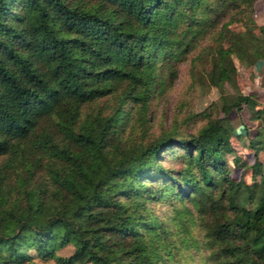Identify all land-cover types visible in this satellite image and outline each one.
Returning a JSON list of instances; mask_svg holds the SVG:
<instances>
[{
    "label": "trees",
    "instance_id": "trees-1",
    "mask_svg": "<svg viewBox=\"0 0 264 264\" xmlns=\"http://www.w3.org/2000/svg\"><path fill=\"white\" fill-rule=\"evenodd\" d=\"M252 1L0 0V264H32L29 248L57 264H264V103L253 93H221L196 131L123 136L146 123L153 91L212 26L188 57L193 78L234 86L233 56H264ZM231 5L243 30L220 17ZM107 95L108 111L82 112ZM244 107L260 121L250 162L235 153L228 117ZM229 153L250 181L231 173ZM185 210L200 228L214 213L212 263L172 251L168 222Z\"/></svg>",
    "mask_w": 264,
    "mask_h": 264
},
{
    "label": "rangeland",
    "instance_id": "rangeland-1",
    "mask_svg": "<svg viewBox=\"0 0 264 264\" xmlns=\"http://www.w3.org/2000/svg\"><path fill=\"white\" fill-rule=\"evenodd\" d=\"M250 8V7H249ZM221 18L228 19L229 27L232 30H243L244 21L240 19L238 15H233L234 7L231 5L223 12H220ZM251 21L248 22L252 26L254 32L261 36L260 26L264 24V1L253 0L251 8L249 9ZM233 15V16H232ZM215 26H212L204 35L201 36L199 41L195 44L189 52H187L186 59L177 63V74L172 82H168L167 86L161 91H153L150 99L147 102L146 123L141 127L140 123L134 122L136 129L130 132L129 128L123 132V136L130 135L131 137H139L148 140L149 137L155 136L164 130H169L172 127H176L180 132L196 131L206 121L204 117L205 112L210 113L211 104L218 102L220 94L227 102L231 101L232 94L234 92L253 93L256 99L260 103H264V56L258 57L251 64H243L240 60L233 56L234 64L236 67V84L230 85L228 82L215 85L201 82L197 79V75L193 78L189 73L188 57L196 51L200 45L209 42L215 33ZM224 45L228 44L225 39ZM186 55V54H185ZM209 68V62L200 63V68ZM114 102L113 95H107L100 97L88 103L82 107V112L90 110L101 109L102 111H108L112 103ZM211 115L215 112L212 110ZM229 121L233 125L234 133H239L240 137L236 135L231 136L232 145L235 148V153L238 154L241 159L252 161L253 156L251 154V148L247 144V139L252 137L256 132L257 126L260 121L253 118L251 113L246 107L240 111L231 110L228 113ZM133 124V125H134ZM140 125V126H138ZM231 163V173L235 177H244L247 181L252 179L248 170H242L241 167H237L231 161L232 154H227ZM258 158L264 161V149L258 152ZM166 203H152V209L157 214L165 212ZM188 206L192 207L191 202H188ZM210 212V210L208 211ZM184 215L181 218H175V221L169 220V234L167 241L171 242V249L174 253L178 254L180 260H188L193 263L196 261H202L212 263L209 260L210 255L217 253L212 246L211 236L208 235V223L212 220L214 213H210L205 222L202 221L200 228L199 224L192 222L191 217L185 210ZM211 215V216H210ZM201 222V221H200ZM201 229V230H200ZM204 234V235H203ZM219 244V242H217ZM205 244V245H203ZM221 245V243L219 244ZM73 249L72 243H67L64 246L59 247L56 250L58 255H67ZM30 252L32 255L29 257V261L32 264H57L54 257H50L46 260L42 259L34 253L32 248L25 251ZM186 258V259H185ZM218 264H223V260L216 261Z\"/></svg>",
    "mask_w": 264,
    "mask_h": 264
}]
</instances>
